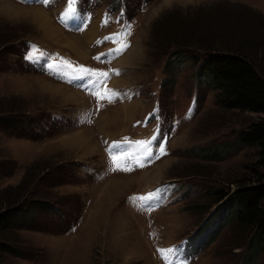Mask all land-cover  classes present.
Instances as JSON below:
<instances>
[{"label": "rangeland", "instance_id": "rangeland-1", "mask_svg": "<svg viewBox=\"0 0 264 264\" xmlns=\"http://www.w3.org/2000/svg\"><path fill=\"white\" fill-rule=\"evenodd\" d=\"M67 5L0 0V209L16 200L13 210H29L26 224L5 231L14 250L0 249V264H173L183 247L189 259L181 264H243L250 235L239 238L211 192L249 177L257 150L238 134L263 114L225 108L218 91L198 81L194 60L209 49L240 51L264 74V0H79L78 15L91 17L84 30L98 23L85 55L50 38L35 15L41 9L65 36L84 39V30L60 21ZM134 48L139 55L123 64ZM41 53L39 62L26 59ZM53 61L58 67L47 69ZM67 65L109 72L101 77L107 90L81 87L87 80L71 79ZM82 132L95 146L90 153L75 144ZM165 135L167 154L145 162L135 142L156 136L154 149ZM111 140L133 143L139 154L125 145L113 162L104 145ZM156 190V206L146 207L139 197Z\"/></svg>", "mask_w": 264, "mask_h": 264}, {"label": "trees", "instance_id": "trees-1", "mask_svg": "<svg viewBox=\"0 0 264 264\" xmlns=\"http://www.w3.org/2000/svg\"><path fill=\"white\" fill-rule=\"evenodd\" d=\"M3 44H0V48ZM180 53L178 47L172 51L174 60L181 59ZM194 63L198 81L216 89L220 103L225 108L263 114V117L238 134L240 144L257 150V159L249 177L237 183L233 190L215 189L211 192L215 197V203L220 205L221 202L220 211L217 212L233 222V227L239 231V238L245 239L247 232L250 235L243 264H256L259 253L264 251V74L258 71L248 55L234 50L209 49L204 57L195 59ZM170 72L168 71L169 75ZM169 80L170 83L173 82V78ZM4 120H7L5 124L8 126L13 128L14 125L15 128L19 126L15 124V120L9 118ZM211 151V154L217 152L216 149ZM208 157H213V154ZM15 201L5 202V207L2 211L0 209V249L5 251L14 250L6 243L5 231L15 222L26 224L29 218L28 208L13 210ZM47 208L56 210L54 206ZM218 213L216 215H219ZM224 226L222 222V226H219L209 239L210 242Z\"/></svg>", "mask_w": 264, "mask_h": 264}, {"label": "snow or ice", "instance_id": "snow-or-ice-1", "mask_svg": "<svg viewBox=\"0 0 264 264\" xmlns=\"http://www.w3.org/2000/svg\"><path fill=\"white\" fill-rule=\"evenodd\" d=\"M42 3H44L45 5H47L49 3V0H41ZM78 2L79 0H68V5L65 8V10L61 13L59 19L62 23H64L66 26L72 27L73 25H75L74 30L76 31H83L86 27H87V22L90 20V14H83V19H81V17L78 15ZM123 15V11L121 13ZM117 19H119V17H117ZM129 26H125V28H127ZM126 34V31H121L118 33H113L111 35H109L108 37H105V39L108 40H117L119 37L123 36ZM129 45L125 44L122 47H117V48H113V49H109L107 55L109 56V58L111 57V55L113 53L116 54H120L122 53ZM43 53H41L40 56H37L35 54L26 56L27 60L30 61H36L39 62L41 60V58L43 57ZM106 54L105 53H100L98 54L96 57H94V59L100 60L101 57H104ZM58 65L55 63V61L51 62V63H47L46 64V68L47 69H54L57 68ZM67 67L72 68V65H67ZM115 74H119L118 70H115ZM109 76V72H102V73H98L95 72L92 69H88L84 66H80L79 68H72V74H70V78L73 80H87V85H81V87H88L90 90L93 88H105L107 90V86L105 84V80L101 79V77L103 78H107ZM96 95H99V93H94ZM119 93H114V95H118ZM191 111V110H189ZM167 135L164 136L163 141H161L159 143V147L158 148H150L148 147V145H151L154 141L157 140V137L154 136L152 138V140L150 141H144V142H135L138 146H141L143 148V151L146 153V156L144 157L145 162H152L155 159H159L160 156L162 155H166L167 151H166V145H167ZM127 143V141L124 142H112L108 148L107 151L112 154L111 155V159L113 162H115L118 157L116 155H114L113 153H124L126 151L125 149V144ZM115 170V169H113ZM130 170V169H129ZM159 190H156V192H150L146 195H142L139 197L140 201L149 208L155 207V203L153 202L154 197L158 194ZM153 202V203H150ZM159 251L161 252H173L174 249H160ZM176 264H181V262L179 260H177Z\"/></svg>", "mask_w": 264, "mask_h": 264}, {"label": "bare ground", "instance_id": "bare-ground-1", "mask_svg": "<svg viewBox=\"0 0 264 264\" xmlns=\"http://www.w3.org/2000/svg\"><path fill=\"white\" fill-rule=\"evenodd\" d=\"M37 10L35 12V15L38 16V22H40L41 26H42V30L52 39H55L57 41H60V40H66L67 41V46H70L69 48L72 49L73 51H75L76 53H81L82 55H85L86 52L84 51V48L85 50H87L88 48L86 47V45L84 46L83 44L85 43V41L88 39V42L94 37L95 35V31H94V28L90 31H87V33L85 34V37H84V42L82 41V39H78V37H75V36H65L61 30L55 25V24H51L46 13L43 11V10H38V9H35ZM72 38V39H70ZM74 38V39H73ZM67 39H70V40H67ZM86 39V40H85ZM83 42V44H82ZM136 52V48L132 49L131 52L129 53V55L123 60V64H126V65H129L131 63L132 60H134L139 54H135ZM81 55V56H82ZM80 56V57H81ZM85 57V56H84ZM126 110V111H125ZM124 110V114L123 115V119L125 118H128V113L129 110L127 108H125ZM110 117V120L112 121H115L116 117ZM104 119V118H103ZM106 119V118H105ZM109 119V118H108ZM104 121V120H103ZM75 144L78 146V147H81L82 150L86 153H90L91 151L94 150L95 146L91 144V141H90V138L87 137L86 133H78L77 137H76V140H75ZM85 147V148H84ZM164 167V166H163ZM159 169V168H158ZM161 173V171L156 175V172L154 173L153 176H151L152 179H154L155 177L158 178L159 174ZM116 184L118 183H115L113 186H116ZM108 192L107 190L105 189L102 194L100 195V197H102L101 200L105 201L106 197L107 196ZM100 201V200H99Z\"/></svg>", "mask_w": 264, "mask_h": 264}, {"label": "crops", "instance_id": "crops-1", "mask_svg": "<svg viewBox=\"0 0 264 264\" xmlns=\"http://www.w3.org/2000/svg\"><path fill=\"white\" fill-rule=\"evenodd\" d=\"M95 23H96V21L94 22L93 21V23L91 24V26L90 27H88L86 30H84L83 32H81L82 33V35L85 37V34L87 33V31H90V30H92L93 29V27H95ZM97 27H98V23H97V26H96V28L94 29V31L97 29ZM92 28V29H91ZM64 31V30H63ZM64 32H66V31H64ZM66 33H70V32H66ZM96 35V34H95ZM95 35H94V37H93V39L95 38ZM92 39V40H93ZM86 40V39H85ZM91 40V41H92ZM82 41L84 42V39H82ZM91 43V42H90ZM88 44H89V42H88V39L85 41V43H84V46L85 45H87L88 46ZM113 81V80H112ZM119 184V183H118ZM100 203H101V207H103L104 206V204L106 203V201H103V200H101L100 201ZM97 210V215L99 214V210H98V208L96 209Z\"/></svg>", "mask_w": 264, "mask_h": 264}]
</instances>
